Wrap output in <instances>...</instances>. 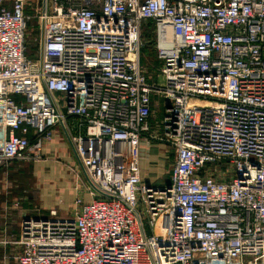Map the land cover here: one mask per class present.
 <instances>
[{"label": "built area", "instance_id": "2783aa9c", "mask_svg": "<svg viewBox=\"0 0 264 264\" xmlns=\"http://www.w3.org/2000/svg\"><path fill=\"white\" fill-rule=\"evenodd\" d=\"M58 126L80 194L21 221L18 264H264V0H0V168ZM154 141L174 159L158 188Z\"/></svg>", "mask_w": 264, "mask_h": 264}, {"label": "crops", "instance_id": "0c3cea01", "mask_svg": "<svg viewBox=\"0 0 264 264\" xmlns=\"http://www.w3.org/2000/svg\"><path fill=\"white\" fill-rule=\"evenodd\" d=\"M74 121L75 119L71 118L69 125L73 127ZM62 130L60 126L55 128V137L45 145L42 151L43 158L28 161L34 163L32 166L28 163L12 161L0 168V264H18L16 256L22 250V246L18 243L20 225L25 217L40 216L45 210L50 211L53 208L60 212H69L74 198L80 194L74 186L75 173L73 170L78 161L71 142ZM146 146L150 145L143 144L141 160L142 175L145 181L154 184L160 180L159 178L166 177L168 180L170 174L165 170L166 162L162 155V144L155 143L151 148ZM171 160L170 169L174 159ZM44 162H49L48 171H45L44 164V166L40 165ZM28 168H32L34 178L38 181V184L34 182L39 185L38 192L32 197L27 194L13 196L11 190H8L9 185L13 181L22 179L19 176L26 173ZM47 175L49 178H46ZM52 182H55L54 187L48 189L44 187L45 184ZM23 190L24 193L28 192L26 185ZM60 199L63 201L61 202Z\"/></svg>", "mask_w": 264, "mask_h": 264}, {"label": "rangeland", "instance_id": "374dc122", "mask_svg": "<svg viewBox=\"0 0 264 264\" xmlns=\"http://www.w3.org/2000/svg\"><path fill=\"white\" fill-rule=\"evenodd\" d=\"M35 24H36V21H32L30 23V29ZM144 34H146L147 39L149 41H152L153 43H150L149 47L144 49V51L141 53V60H142L143 65L149 69V75L152 78H154L152 82L159 81L158 75H159L160 65H161L162 61L158 58L157 53H156V51L153 48L154 47L155 36H156V34L154 32V26L153 25H149V24L145 25L144 26ZM34 35H35V33L32 34L31 37H28V39L30 41L29 45H28V55L29 56H34L36 51H37V42H33L32 41ZM154 109H155V116L152 119V123L155 126L159 127L160 124H161V121H162V117H163V115L165 113V102H161L160 104L159 103L156 104ZM155 143L162 144V150H163V154L162 155H164L165 162H166V167H165L166 169L165 170H166V172L168 174H170L171 169H170L169 163L172 164V160L171 159H172V156H173V151L170 148H168L166 145H164L163 143H160L158 141H154V142L151 143L150 146H146V147L147 148H151L152 145H154ZM17 162H19V163H28L31 166H32V164H34V163H30L28 161H24V162L23 161H17ZM48 163L44 162V163L40 164V165H43V164L45 165V166L43 165L45 167V171L49 170L48 169L49 168ZM19 166H21V165H19ZM74 166H75V169L78 168L77 164H75ZM221 166H223V165H221ZM31 169L32 168H28L26 173L24 172L22 175L19 176L22 179H19L17 181H13L12 184L9 185L8 190H11L13 196H20V195H23V194H27L29 197H32L35 193L38 192L37 189L39 188V185L34 184V182H36L38 184V181L35 180ZM23 177H24V179H23ZM46 178H49V175H47ZM159 179L160 180H158L156 183L153 184L157 188L161 187V185L165 183L166 177L159 178ZM25 185L27 186V191H28L26 193H24V190H23ZM54 186H55V182H52L51 184H45L44 185V187L46 189H48L49 187H54ZM33 187H34V189H33ZM141 208H142V206H141ZM53 209H55V208H53ZM40 210L42 212L41 208H40ZM49 212H50L49 210H45V212L42 213L40 216L49 215ZM58 212H59V215L61 214L62 216H66V217H71L72 216L71 211H69V212H65V211H61L60 212V211H58ZM145 213H146V215H143V220H144L145 225L148 227L150 214L146 210L144 211V214ZM148 230L149 229H147V232H148Z\"/></svg>", "mask_w": 264, "mask_h": 264}, {"label": "trees", "instance_id": "16d2710c", "mask_svg": "<svg viewBox=\"0 0 264 264\" xmlns=\"http://www.w3.org/2000/svg\"><path fill=\"white\" fill-rule=\"evenodd\" d=\"M148 24L153 25L151 22H149ZM148 24H147V25H148ZM145 36H146V34H145ZM168 180H169V178H168Z\"/></svg>", "mask_w": 264, "mask_h": 264}]
</instances>
